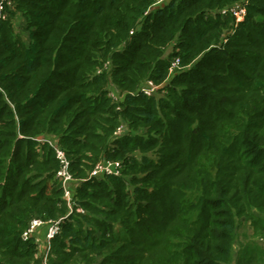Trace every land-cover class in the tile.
Masks as SVG:
<instances>
[{
  "label": "trees",
  "instance_id": "trees-1",
  "mask_svg": "<svg viewBox=\"0 0 264 264\" xmlns=\"http://www.w3.org/2000/svg\"><path fill=\"white\" fill-rule=\"evenodd\" d=\"M35 218L62 220L47 257ZM245 224L264 240V0L6 7L0 264H264Z\"/></svg>",
  "mask_w": 264,
  "mask_h": 264
},
{
  "label": "built area",
  "instance_id": "built-area-1",
  "mask_svg": "<svg viewBox=\"0 0 264 264\" xmlns=\"http://www.w3.org/2000/svg\"><path fill=\"white\" fill-rule=\"evenodd\" d=\"M12 1L13 0H0V19L5 17V9L8 5L11 4ZM228 10L231 11L235 15L237 23L244 19L246 12H247L246 6L244 3L235 4L229 9H224L222 12L225 13ZM178 63H179V59H177V61H175L174 66H176ZM150 86H152V88H155V85H153V83H151V82H150ZM147 92H149V90H147ZM120 131H121V129L119 130V132ZM58 156L60 157V159L63 163V167L58 172V175L64 181V184H66V182L72 180V176L68 170V164L69 163L65 160L64 153L62 151H58ZM115 165L118 166L119 163H116ZM109 167H110L109 165L101 164L98 166V169L95 171V173L106 170ZM112 167H113V165H112ZM65 198L68 199V207L70 208V211H71L73 208L72 204L70 202L72 197H71L70 191L68 189H66V191H65ZM78 210L80 212H84L83 208H79ZM61 222H62L61 219H59V220H47L46 221V220L41 219V218H35L30 222L28 229L24 232V237L28 238L29 236L34 235L37 239L36 241L38 243V246L45 253V255L47 257V255L49 254L50 249H51V241L60 231ZM42 227L46 228V237H45L44 241L41 240L40 237L38 236V231Z\"/></svg>",
  "mask_w": 264,
  "mask_h": 264
},
{
  "label": "rangeland",
  "instance_id": "rangeland-1",
  "mask_svg": "<svg viewBox=\"0 0 264 264\" xmlns=\"http://www.w3.org/2000/svg\"><path fill=\"white\" fill-rule=\"evenodd\" d=\"M162 3V2H161ZM127 127L126 125L123 126V129L122 131H126ZM123 132L120 133V135L122 134ZM249 225H244L240 228V231H241V235H240V239H239V242L237 243L236 245V253H238L239 249L243 246V244L245 242H247L248 239L252 240V241H255L256 243H264V240L260 239V237H257V236H254V232H253V228L250 226L248 227ZM248 236V237H247ZM237 254H235V257H236Z\"/></svg>",
  "mask_w": 264,
  "mask_h": 264
},
{
  "label": "crops",
  "instance_id": "crops-1",
  "mask_svg": "<svg viewBox=\"0 0 264 264\" xmlns=\"http://www.w3.org/2000/svg\"><path fill=\"white\" fill-rule=\"evenodd\" d=\"M38 236L40 237L41 240H45V237H46V228L45 227H42L39 229L38 231Z\"/></svg>",
  "mask_w": 264,
  "mask_h": 264
}]
</instances>
